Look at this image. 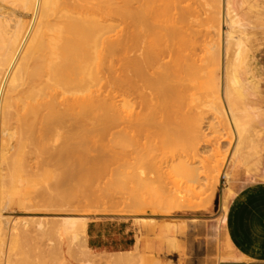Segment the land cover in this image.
Masks as SVG:
<instances>
[{"label":"bare ground","instance_id":"6f19581e","mask_svg":"<svg viewBox=\"0 0 264 264\" xmlns=\"http://www.w3.org/2000/svg\"><path fill=\"white\" fill-rule=\"evenodd\" d=\"M169 1L0 0L1 6L5 3L13 7L6 10L0 6V183L2 162H5L2 159L4 140L24 128L19 135L26 131V136L32 137L29 143L34 146L43 135L53 136L63 146L53 155V161L57 167L70 169L65 174L75 185L65 198L74 207L80 208L83 204L93 207V203H99L100 200L92 196L91 187L93 180L100 176L106 180L100 187L105 190L103 195L107 192L110 200L122 199V204H118V199L112 212L126 210L130 213L128 206L122 209L125 200L132 201L133 210L146 204V200L156 209L160 200L165 202V208L176 201L182 202L179 194L184 188L179 187L178 192L170 173L180 174L194 185L201 180L198 169L185 160H190L193 154H196L194 158H199L200 151L195 146L209 141L202 127L204 118L199 116V109L191 105L193 101L189 97H193L190 92L194 84L203 83L200 80L206 75V67L211 65L208 72L211 75L204 77H207V81L204 79L206 88L201 87L211 99L205 110L212 113L211 119L215 121L211 124L210 120L207 127L221 135L231 147L229 157L233 163L238 160L245 163L249 159L261 146L253 134L256 125L264 124V109L254 104L258 79L246 42L247 23L236 13L230 0L204 1L214 10L207 18L212 25V32L207 33L209 40L207 35L200 37L201 31L193 30L200 26L195 24H199V16L193 14V17L192 13L197 12L191 13V8L179 5L186 0H176L177 6L173 3L175 0ZM223 25L228 28L224 34ZM202 38L207 44L215 40L209 43L208 49L204 41L202 45ZM198 50H207V57H211V60L204 57L210 60L205 62L206 66ZM189 73L191 76L187 75ZM189 80L192 83L187 84ZM244 86L248 87L247 91ZM15 119L21 123L15 122L13 126ZM11 125L12 128L19 125V130L13 128L15 132ZM219 139L215 137V145ZM102 141L103 146L98 147ZM180 141L181 146L184 145L181 153L185 149L190 153H184L186 158L172 152ZM261 142L264 144V138ZM186 143L195 146L187 144L188 148ZM217 148L214 154L220 153ZM262 159L264 162V156ZM226 166L223 175L229 179L231 167ZM155 184H158L156 188ZM7 187L0 190V231L7 226L2 216L10 206L9 194L5 199L9 193ZM97 187L102 194V189ZM108 196L104 197L108 199ZM179 202L177 207L185 208ZM118 205L122 210L117 209ZM193 205L191 208H200ZM101 209L103 213L106 208ZM57 219V224L53 225L56 230L69 236L74 248L82 249L85 258L90 259L91 250L86 247L85 239L88 218L64 216ZM19 220L23 221V226L28 224L27 218H17L14 226ZM225 220L226 214H222L220 223L224 224ZM41 222L35 220L40 230L44 224ZM143 257L137 251L116 253L104 262L132 264L136 261L140 264L144 261L146 264L148 259Z\"/></svg>","mask_w":264,"mask_h":264},{"label":"rangeland","instance_id":"374dc122","mask_svg":"<svg viewBox=\"0 0 264 264\" xmlns=\"http://www.w3.org/2000/svg\"><path fill=\"white\" fill-rule=\"evenodd\" d=\"M204 1L206 2L207 0H186L183 4H179L183 8L184 7L191 8V11L189 10L191 13L193 12V10L194 12H197V13H192V15L196 14L199 16V18L196 17L199 21L198 22L199 24H197V22L196 23L193 22V23H195L197 26L199 25L200 26L199 28H196L195 26V29L193 30L196 31L197 29L198 31H201L203 33V36H201L202 35L201 33L200 37H203V38L206 37L205 35H207V33L212 32L211 31L212 29H210L212 25L208 22L207 18L209 19L208 16L214 12L213 9L210 10L208 8L207 3H205ZM173 3L174 4L176 3L175 4L176 6L178 4L176 0ZM232 3H233V6H234L233 8L235 9L236 13L245 22H246V12L248 13L250 10L259 9V7L256 6L255 0H232ZM1 7H4L6 10L13 8L12 6H9V4L7 5L5 3H3ZM222 7H223V3H221L220 8L222 9ZM176 13L178 14V11H176ZM262 13L264 14V10L262 11ZM26 19L28 20V18ZM262 19L264 20V16L262 17ZM260 23L254 22L253 24L257 26ZM262 24L264 25V21ZM191 28H194V26ZM191 28H189V31ZM189 31H187L188 34H189ZM226 31H228V28L225 25H223L222 33L224 34ZM253 38L254 40L250 46V55L255 62L253 67L254 69H257L258 67L264 69V29L255 30V35ZM208 39L210 40V37ZM204 40L206 39H203L201 43L202 45L205 44V46H207L208 48L209 43L211 44L212 41H214L215 39H212L210 42L208 40L209 42L208 44L206 43L207 40L206 42ZM205 46H203V49L205 48ZM202 51L199 52L198 50L197 53L199 54L200 57L203 58V60L205 56H206L205 58L207 59L208 54L206 53V51H204V54H203ZM187 53L189 54L190 52H187ZM206 61L207 60H204V64ZM209 61H207V63H209ZM206 68H207V71H205L206 72L205 76L211 75V74H208L210 68L208 67ZM210 71L213 72L214 70L212 69ZM187 75H190V73ZM195 76L197 78L199 77L196 74ZM204 77H202L203 79L200 80L203 82L202 84L195 83L194 84L195 88H191L190 94L193 97H189V98H192V101H193L191 105L192 106L195 105L197 109H199V116L200 117L202 116L201 118H204V122H203L204 125H202V127H203V131H205V134L207 135L206 140H208L209 142L200 143L196 146L194 145L195 144L194 142L193 145L197 147L196 148L197 150L199 149L200 151L198 155L199 158H197V156L196 158H194L196 154L194 155L193 153L195 152L192 151V154L194 156L192 155L191 159L189 160L188 157L190 158L191 155L188 156L190 154L189 152H187L188 149H185V151L181 153V151L183 150V146H184V145L181 146L182 145L181 141L180 143H178L179 141L176 143V145L173 147L175 151L174 150L172 151L174 153L175 152L181 153L179 155H182L184 157L186 154L185 152H187L188 155L186 156H188L187 157L188 160H185V161L186 162L188 161L189 164L191 163L190 165L192 166V168L198 169V174L201 180L199 181V184L194 185L192 184L193 182L187 183L186 179L182 177L180 174L177 175L175 172L174 173L171 172L170 177L173 182L177 183V186H175V188L178 190V192H180L179 187L184 188V189L183 190L181 189V195L179 194V197H180L179 200L180 201L183 200V201L174 202L172 206L170 205L169 208L167 207L168 209L165 208V206H163L165 204L163 200H160V206L157 207V209L152 207L149 204V200H146V204L149 205V207L146 204H142V206L137 208V210L135 209L138 212V214H136L137 212L133 210L134 207L131 206L132 201L125 200L123 201L122 209L124 210V208H127L128 206L129 209L127 210H130L131 214L129 212L126 213V210L124 211L125 213L123 211L122 213L119 211H116L117 213L112 212V210H115L116 208L115 205L117 204L118 199L120 200L118 204L119 203L122 204L121 203L122 199L116 197V199L113 198L110 200L109 198L110 196H108L107 192L105 195H103L105 190L104 188L102 189L100 187L103 185L102 183L106 182V180H104L105 179L104 176H100L98 179H96V181L93 180L94 184L91 187L93 188L92 189L93 192L91 191V194L93 197L100 200L98 201L99 203L98 204L93 203V207L92 206L89 207L87 204H83V207L80 206V208L78 207V205L77 206L75 205L76 207H74V205L71 204V202H69L70 200L68 201L65 198L66 194L69 193L74 188V185H75V183L69 180L66 177L67 175L65 174L70 169L57 167L53 161V155L56 152H58L59 149L63 148V146L59 145L53 136H44V135L42 136L43 138L39 142V144L34 146L33 144L29 143L31 142L30 139H32V137L26 136L28 135V134H25L26 131H24V133L22 134L20 133L19 135V132H22L23 130H25L24 128L21 131L18 128L19 125H17L16 128H18L19 132H17V134H14L16 132L15 131L16 128L13 127L15 129L14 130L11 125L10 128H12L15 131L13 133L14 136H12V134L9 132L12 137L9 136L5 138L4 142L6 143L5 144L3 143V147L5 146V149L4 148L3 149L7 151L3 150V156L4 158L6 157V159L2 158L3 160H5V162H2V166L4 168H2V171H1V174H2L1 181L2 182L0 184L4 182L3 184L5 186L2 184V186H0V190H2V187L5 188L8 186L7 191H9V193H7V196L5 197V199H7L10 196L8 198V200L10 201L9 203L10 206L5 211L2 212V214L6 217L4 219V222L7 221L6 222L7 226L3 228L2 231H0V264L3 263V259H4L3 253H4V248L6 247L8 233H10L9 235L10 239L8 242V256H7L8 264H93V263L97 264L100 262V261L98 262V260H101L100 263L104 264L106 262L105 261L106 258L109 257L111 254L103 253L102 256L99 255L100 256L99 257L98 255L96 256V254L98 253L91 251L90 254L92 257L90 259H86L83 254L84 251L80 248L75 249L72 242L70 241L69 236L66 237V235H64L61 232L59 233L58 230H56L54 226L58 222L57 218L64 217V216H85L88 218V221L91 219H104V218L132 219V222L136 225V227L138 228V231L140 232V235L138 238L140 242L142 240L147 241L148 237L152 236L154 240L157 243H159L161 253L159 255H156V258H162L168 255L170 258L174 259L175 264H178L180 262L183 264H201V262H203V264H209L210 262H211L210 264H218V261H220L219 257L222 256V254L220 253L222 249V244L219 239H214L213 227L216 225V221L218 220L219 217L222 216L223 212L227 209V204L230 199H232L240 190L244 189L248 185L259 182L253 178V175L264 181V162L262 159V157L264 156V144L263 142H261V139L264 138V124H259V125L255 124L256 128L254 129L255 132L253 134V136H255L256 138L255 140L260 141L261 146L257 150H255V152L254 151L252 152L249 159L246 160L245 163H242L239 160L237 161V163H233V161L231 160V157H229L230 152H231L230 151L231 147H228L227 142L224 140V138L221 139L222 137L221 135L218 136L216 133L212 132L213 130L212 128L209 129L207 127L210 124L208 123L210 122V120L212 121L211 124H213L215 121H213L212 120L213 117L210 116L212 113L210 111L208 112V110L207 111L205 110V107L207 106L206 105L207 102H209V100L211 99L207 98V94H206L207 92L205 91L206 89L203 91L201 90L203 87L206 88L204 83L207 81V77L206 78ZM198 79H201V78L199 77ZM204 79H206V81H204ZM189 83H192V81L189 80L187 84ZM262 88L264 92V83H263ZM244 89L245 91H247L248 87L244 86ZM198 90L199 91L201 90V92H199ZM194 102L196 104H194ZM195 106L193 107L196 108ZM197 109H196V112L198 111ZM190 110H192V108ZM203 110L205 112H203ZM192 111H191V114L193 115ZM200 111L201 113L203 112L202 115ZM207 113H210V114H207ZM17 121H18V118H17ZM17 121L15 119L13 126H15L16 123L17 124L21 123V121L20 123ZM12 129L9 131L12 132ZM215 137L218 139L220 137L221 139V140L219 139L218 145L216 144L217 146L215 145L216 143L214 140ZM10 138L11 139L13 138V140H11ZM191 142L192 141H190L189 143ZM189 143H186V145L187 144L189 145ZM103 144H104L103 141L100 142L98 144L99 145L98 147L103 146ZM188 145L187 147L189 148L190 145L189 146ZM194 146L192 148H194ZM215 148L220 150L219 151L220 153L218 152L216 153L217 156L216 154H214ZM4 152L6 153L5 155H4ZM215 152H216V149H215ZM224 155L226 156L223 157ZM200 157L202 158V160L200 159ZM225 166L228 168L231 167V169L229 168L230 172L228 171V173H230L229 179H226L223 175V169ZM215 182L216 184H215V187L213 188L212 185ZM97 186L99 187V189H102V194H101V190L100 191L96 190L95 187ZM157 186L158 184H155L153 187L156 188ZM98 191L100 192L101 195L98 194L99 193ZM102 195H103V199H101ZM104 196L106 197L108 196V199H106V197ZM124 202H127L128 205H126L127 203H124ZM177 202H179V204L181 205L182 204L184 205L183 207L185 208L183 209L185 211L181 209L182 207L181 208L177 207L179 206ZM191 204H194V205L196 204L195 207L199 206L200 208L199 209L191 208ZM100 205L104 209L106 208L108 211L111 210V213L108 212L106 209L104 210V212H107V213H104V212L102 213L101 211H103V209H101L102 207ZM145 206L147 207L145 208ZM118 207H120V208H117L118 210L121 209V206L118 205ZM176 209H178V211ZM173 210L174 212H172ZM133 211L135 213H133ZM165 213L167 214L165 215ZM16 218H24V219L27 218L26 223L28 222V224L23 226V223L21 224V222L23 221L19 220L16 222V226L13 227V222L14 220H16ZM28 218L30 219V221ZM35 218H39L40 220L35 219ZM48 219L51 220L52 222L48 221ZM35 220H37V223L42 221L41 223L43 224L44 222L41 230L38 227H36L37 223L35 224ZM46 221L49 224H47ZM51 227L54 228L55 230L52 229ZM47 228L49 229L47 230ZM49 230L50 232H48ZM51 230H53L52 233H51ZM45 233H48L49 236ZM85 239H86V236H85ZM170 241H173L175 243V246L177 247L176 249H173L170 247L169 245ZM53 247H54V250H53ZM52 250L54 252H52ZM51 252L52 254H50ZM150 252H153V251L151 250ZM146 253L148 252H145V254ZM145 254L141 253L142 256H144ZM48 255L50 256L52 255L51 259H50V256ZM51 260H54V261L51 262ZM136 260L139 263V260L138 259ZM147 262L148 261H146V264H149ZM133 263L137 264L136 261H134Z\"/></svg>","mask_w":264,"mask_h":264},{"label":"crops","instance_id":"0c3cea01","mask_svg":"<svg viewBox=\"0 0 264 264\" xmlns=\"http://www.w3.org/2000/svg\"><path fill=\"white\" fill-rule=\"evenodd\" d=\"M230 2L233 6L232 0ZM255 3L259 7V11L254 9L248 13L246 12V23L248 25L246 42L249 52L251 43L254 40L255 30L264 29L262 24L264 21L262 19L264 16L262 13L264 0H255ZM254 22L261 23L256 26L253 24ZM251 59L254 65L255 62L252 57ZM253 70L258 79L254 92V104L264 109V92L262 88L264 69L259 67L254 69L253 67ZM253 178L259 182L248 185L230 199L227 209L223 212V215L226 214L225 223H220L219 217L213 227L214 239H219L222 244L220 252L222 256L219 257L218 264H264V181L254 175ZM2 216L6 218L3 214ZM9 235L10 233H8L6 247L4 248L2 264H8ZM139 235L140 232L132 219H91L87 221L86 226V247L99 255L135 251L145 254V252H148L144 256L150 263L175 264L174 259L168 255L156 258V255L161 253V249L159 243L152 236H149L147 241L142 240L140 242ZM169 245L173 249L177 248L173 241H170ZM151 250L153 252H150Z\"/></svg>","mask_w":264,"mask_h":264}]
</instances>
